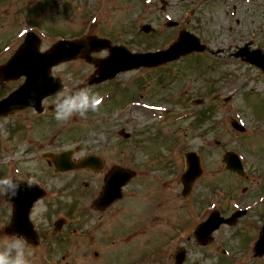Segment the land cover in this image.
<instances>
[{"label":"rangeland","instance_id":"374dc122","mask_svg":"<svg viewBox=\"0 0 264 264\" xmlns=\"http://www.w3.org/2000/svg\"><path fill=\"white\" fill-rule=\"evenodd\" d=\"M50 1L58 7L22 9V2L0 0V64L11 55L29 29L43 33V50L59 36L72 37L85 31L108 33L115 27L116 43L125 42L131 50H141L167 46L180 30L187 29L199 35L211 50L224 49L222 54L225 56H221L224 60L217 66L203 54L188 56L170 67L121 74L117 83L123 86L124 82L130 81L126 91L117 90L111 100L109 98L84 117L73 116L67 122H59L58 126L65 128L60 143L63 147L54 150L75 148L73 157L76 159L96 153L98 144V154L108 164L135 167L137 175L125 188L124 198L105 212L93 211L92 202L98 194V179L93 170L58 173L38 152L39 148H46L38 146L40 137L35 130L26 138L23 134H15L13 126L7 138L6 133L0 132L5 140L0 143L3 152L0 175L16 171V163H19L23 169L44 179L49 194L44 202L51 204L47 213L60 211L52 216L56 230L53 227L52 236H47L50 242L44 246L45 243L27 244L33 252L32 264H173V255L179 246L187 250L186 264H264V258H255L252 251L264 223V74L253 65L228 57V51L235 44H242L250 38L252 31L264 25V0H231L220 5L206 3L192 15L190 10L201 0H167L164 10L157 0H143V3L113 0L114 6L108 9L105 23L101 20L93 32L89 28L93 23V9L86 7L78 12L81 9L74 0L68 5L67 0ZM234 6L239 14L232 16ZM169 18L178 21L179 25L167 27ZM254 44L264 50V33ZM105 54L100 52L96 56ZM94 70V65L79 58L60 64L53 73L70 87L83 82ZM143 74H147L141 78L144 80L136 83ZM19 82L21 79L0 84V97ZM212 88L214 92L210 93ZM92 90L96 97L101 93L102 98L106 95L101 89ZM246 92L250 93L247 98ZM180 96L186 103H176ZM226 97L231 98L225 101ZM194 98H204L203 106L188 103ZM125 102L128 103L124 105ZM144 105L162 106L150 112ZM200 107L204 108L203 112L194 116L193 110ZM166 110L169 114L164 113ZM150 113L159 119L156 121ZM22 118L31 123L32 113L27 112ZM230 118L243 123L247 131L244 134L235 132ZM52 121L57 122L52 116L45 123ZM12 122L21 123L17 118L8 117L0 120V130ZM126 133L130 138H125ZM45 146L48 147L47 143ZM188 150H195L201 156L202 179L188 198L180 196L179 200H167L166 197H174L176 184L167 194L166 188H157L162 179L169 181L175 172H179L178 176L182 173L183 155ZM227 150L241 155L248 178H240L225 169L222 158ZM144 159L152 160L153 170H160L156 171L159 180L144 178L143 182L140 166ZM215 187L221 190L215 193ZM177 188L181 191V184H177ZM54 194L58 195L55 200L52 199ZM216 205H220L221 213L226 216L239 208L249 211L235 226H221L212 242L198 245L194 240V227ZM45 208V204L40 203L36 206V214H41ZM9 209L5 197H0V244L9 237L3 227L8 221ZM126 211H129L127 219ZM61 215H66V222L57 226L59 220L56 219L63 218ZM101 222L103 225L98 227ZM140 222L143 230L139 228ZM131 229H136V233L129 235ZM96 232L102 234L100 240L95 239ZM122 234L127 236L126 241L119 242ZM223 250L232 257L230 254L222 257ZM95 252H98L97 256Z\"/></svg>","mask_w":264,"mask_h":264},{"label":"water","instance_id":"95a60500","mask_svg":"<svg viewBox=\"0 0 264 264\" xmlns=\"http://www.w3.org/2000/svg\"><path fill=\"white\" fill-rule=\"evenodd\" d=\"M29 36H31L29 34ZM28 36V37H29ZM30 38H27L25 43L20 47L13 58L4 66L0 67V74L5 75L4 78L12 79L20 74H27L28 79L26 83L17 91L13 92L9 97L0 102V114H5L10 110L19 107L23 102L33 101L35 105H38L39 100L48 95L56 85L58 80L49 76V70L51 66L65 61L71 58H75L80 54H83V50L86 49L85 56L89 59L88 53L92 49L109 47L110 56L106 59L95 60L98 66L97 73L100 77H91L87 85L94 82H100L106 78L114 76L120 70H126L133 67L154 66L161 63H165L168 60L176 59L181 55L188 54L192 51H202L206 49V46L201 44L200 40L187 31L180 33L179 39L174 42L168 49L157 51L154 53H131L124 47L111 46L110 41L105 39L88 37L86 39L60 41L54 44L45 53H39L38 45L39 40L35 39L34 51L30 49L32 47ZM92 45V47H91ZM248 47V45H246ZM32 54L28 57L29 53ZM237 55H246V60L252 64H255L262 68L264 71V53L260 50H254L246 52L241 49ZM42 92L40 95H38ZM232 125L238 130H244L245 128L239 124L236 120L231 121ZM187 160V170L182 176L183 183L185 185L184 193L188 194L191 190L194 180L201 174L200 158L196 152L190 151L185 154ZM59 170H69L72 168H80L90 166L92 161H95L93 156H88L73 163L70 158V151L62 152L59 155H52ZM227 163V168L232 169L239 174H243L242 162L237 153L228 151L224 155L223 159ZM134 173L128 169L115 168L106 178V185L101 197L97 200L99 206L107 207L114 200L121 197V186L124 185ZM38 187H31L30 189L20 190L19 197H13L9 200L16 202L14 216L24 217L28 215V211L32 203L43 195V191L37 189ZM27 198L26 204L18 205V200ZM246 211H238L234 213L230 218L224 219L220 216L218 211H213L210 217L203 223H201L196 229V237L202 244H207L212 240L211 233L216 230L221 223L226 222L229 224L235 223L236 219L245 214ZM13 221L8 231L11 233H19L20 235H27L30 239H35V232L33 227L30 226L27 230H20L17 227L16 221ZM24 225L26 223L23 222ZM33 238H32V237ZM33 239V240H34ZM37 243V240H34ZM255 255L261 256L264 254V226L260 233V237L255 244ZM185 257V250L180 249L175 255L176 263L180 264Z\"/></svg>","mask_w":264,"mask_h":264},{"label":"flooded vegetation","instance_id":"af4514ba","mask_svg":"<svg viewBox=\"0 0 264 264\" xmlns=\"http://www.w3.org/2000/svg\"><path fill=\"white\" fill-rule=\"evenodd\" d=\"M17 1L22 2V4H20V7H22V9L34 8V7H38V8H41V9H44V7H49V8L50 7H58L56 5H51V1L50 0H17ZM62 1L63 0H55L54 3H61ZM79 1H82V0H74L75 4L78 3ZM112 1L113 0H101L99 3L95 4L98 12H100V18L101 19L104 20L105 18H107L109 16L110 10H106V9H111V6L113 5V4H111ZM230 1H228V0H226V1H214V0H212V1H207V3H208V5H212V4L220 5V4H223L225 2H230ZM70 2H71L70 0H67L66 5H68V3H70ZM236 14H239L238 13V8H237V6H234L233 7V11H232V15L234 16ZM236 21L239 22V19H237ZM255 39L257 40L258 37L255 38ZM253 46H254V44H253ZM238 47H239V44H236L235 47H234L235 48L234 51L236 49H238ZM224 51L225 50H223L220 53L217 52V51L216 52H212L211 51V52H208V53L210 54L211 57L215 58L217 56H225L224 54H222ZM234 51L233 50H229L228 51V55H230L229 57H232V54L234 53ZM27 112L32 113V120H29L31 123H27L28 119L22 118ZM11 117L17 118L19 121H21V123L20 122H17V123H13L12 122L11 124L6 123L4 125V127H3V129L0 130L1 133H3V132L6 133L5 138H7L9 136L8 133H9V130H10L11 126H13V130L12 131L16 130L15 134H23L24 138H26V136H29L31 131L35 130L37 132V134H39L38 136L40 137V139L37 140L38 141V146L46 148L45 143H47V145H48V148H46V149H42V148L38 149V152L40 151V153L42 154L43 158H46L43 155L45 152H49V151H51V152H60L61 151V149L52 150L54 148V146H56V143L49 141L48 138H47V132H45L49 128H54V129H57L58 131H62L64 129V127L58 126L60 124L59 122H55V121L53 122L52 121V122H49V123H45L46 121L48 122L49 119H45L42 116H36V113H35L33 108H27V109H24L22 111H19V112L15 113V114L11 115ZM0 120L3 121L4 119H0ZM50 125L53 126V127H51ZM4 141L5 140H1V137H0V143L3 144ZM98 148H100L99 145L96 146V150L99 153ZM98 153H95V154L97 156H99L101 158V160L94 161L93 162V166L91 168H85V170H93V174L95 176H97V179H98V187H96V191L98 192L97 196H99L101 193H103V190H104V187H105V179L110 174V172H111V170L113 169L114 166L119 165L121 167H129V166H123V165H120V164H110V163L108 164V162L105 161L101 157V155L98 154ZM0 155H3V152L1 150V148H0ZM46 159L49 161V162L47 161V163L50 166V168H52L53 170L55 169L56 172L63 174L62 172H59L55 168L54 164L52 163V161L49 158H46ZM73 159H74V157H73ZM16 164H17L16 171H14V172L10 171L8 173V175H16L20 179H25L28 176H32L35 179V181H36L35 184H39V185L43 186V188L46 186V184L44 183V179H40L39 175L34 174V173H32L31 171H29V170H27L25 168L23 169L21 166H19V163H16ZM0 166H2V165H0ZM156 171H160V170H153L152 169L150 177L146 176L145 174L142 175L143 182H144V178L152 180V181L159 180L160 177L156 176ZM178 173L179 172H175L174 174H172L174 178L169 180V181H165V180L162 179L161 183L159 184V186L157 188V189L166 188V194H167V191L171 190L174 187V184H176V192H175L174 197H172V198L171 197H166L167 200H169V199L173 200L174 198L177 199V200L180 199L181 195H180L179 189L177 188V184H181V183H180V180L178 178L179 177ZM147 175H149V174H147ZM197 183H198V181L196 182V184ZM196 184L194 186L193 192H194L195 188L197 187ZM127 187H125V188H127ZM125 188H124V191H123V198H124V194H125ZM57 196H58L57 194H54L52 199L55 200L57 198ZM97 196L95 198H97ZM95 198H94V200H95ZM44 199H45V197L42 198L41 200L37 201L33 205V207L31 208L30 213H29L30 220L34 224V227H35V229H36V231H37V233L39 235V239H40L39 244H42V243L48 244L50 242V240L47 239V236H52L50 231H51V229L53 227H54V229L56 228L55 224L53 222L54 220H53L52 216L55 217L60 212L58 209H56L54 214L47 213V212L50 211L49 207L51 206V204L47 203V202H44ZM122 199H120L118 201H115V202H119ZM115 202L112 203L106 209L97 208L92 203L93 211L95 213L105 212V210L113 207ZM7 203L10 204V209H9V215L7 217L5 216L6 220H8V221H7V223H5V225L3 227H4V233L7 236H10L11 233L7 232V228L9 226V224L12 222L13 211H14V202H7ZM40 203L45 204L46 208L41 212V214H36V212H37L36 211V206L39 205ZM128 213H129V211H126L125 217H126V215L128 216ZM61 217H63V218L56 219L57 221L59 220V223L57 224V226H62L66 222V215H61ZM126 219H127V217H126ZM52 223H53V225H52ZM101 225H103V222L98 224V227L101 226ZM123 228H125V227H123ZM140 228L142 230V229H144V226H142L140 224ZM59 229L60 228H58V230ZM119 231L121 232V229ZM116 235H117V233L115 232V237H116ZM44 237H45V239H43ZM101 237H102V234L96 232L95 239L96 240H100ZM126 237L127 236L125 234H122V237H119V239H125ZM129 238H130V236H129ZM175 238H178V236L176 235ZM26 244H29L30 246H38L39 245V244L35 245L34 243L29 242L28 240H26ZM186 253H187V250H186ZM96 255H98V253ZM185 263H187V259H186Z\"/></svg>","mask_w":264,"mask_h":264},{"label":"clouds","instance_id":"9594fccd","mask_svg":"<svg viewBox=\"0 0 264 264\" xmlns=\"http://www.w3.org/2000/svg\"><path fill=\"white\" fill-rule=\"evenodd\" d=\"M96 100V94L87 84L77 82L66 87L62 83L54 100L53 118L64 123L73 116L84 117L88 112L96 111ZM22 183H26L30 189L36 181L32 176L20 179L16 175H0V197H16ZM32 256L33 252L27 247L25 238L17 234H11L0 244V264H32Z\"/></svg>","mask_w":264,"mask_h":264},{"label":"trees","instance_id":"16d2710c","mask_svg":"<svg viewBox=\"0 0 264 264\" xmlns=\"http://www.w3.org/2000/svg\"><path fill=\"white\" fill-rule=\"evenodd\" d=\"M201 112H203V110Z\"/></svg>","mask_w":264,"mask_h":264}]
</instances>
